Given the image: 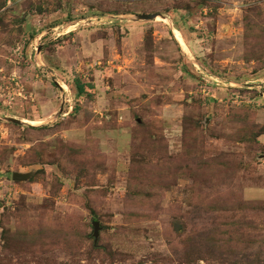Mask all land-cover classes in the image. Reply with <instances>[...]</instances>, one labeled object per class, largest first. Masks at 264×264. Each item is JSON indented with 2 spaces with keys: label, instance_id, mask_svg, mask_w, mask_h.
Segmentation results:
<instances>
[{
  "label": "rangeland",
  "instance_id": "rangeland-1",
  "mask_svg": "<svg viewBox=\"0 0 264 264\" xmlns=\"http://www.w3.org/2000/svg\"><path fill=\"white\" fill-rule=\"evenodd\" d=\"M249 16L264 0H0V264H264Z\"/></svg>",
  "mask_w": 264,
  "mask_h": 264
},
{
  "label": "trees",
  "instance_id": "trees-1",
  "mask_svg": "<svg viewBox=\"0 0 264 264\" xmlns=\"http://www.w3.org/2000/svg\"><path fill=\"white\" fill-rule=\"evenodd\" d=\"M251 14H253V13H251ZM250 18H251L250 16L247 17V18H245L246 24H247V26L245 27L246 28V31H247V36L249 37V39H251V33L253 31V32L258 33L256 38L257 39H261V37H262L261 34H264V28H262V25H261L260 22H258V23L250 22L249 21ZM78 90H79V94L80 95H82V94H84L86 92L85 86L83 84H80V83L78 85ZM255 263H257V262H255Z\"/></svg>",
  "mask_w": 264,
  "mask_h": 264
},
{
  "label": "water",
  "instance_id": "water-1",
  "mask_svg": "<svg viewBox=\"0 0 264 264\" xmlns=\"http://www.w3.org/2000/svg\"><path fill=\"white\" fill-rule=\"evenodd\" d=\"M159 15H143V16H140V19L142 20H155L156 18H158ZM15 123H20L19 121L17 120H13ZM30 176L27 175V174H21V173H14L13 174V180L14 181H19V182H24V181H27L29 180ZM94 228H95V233H94V237L96 240L99 239V236H100V223L98 222H95L94 223Z\"/></svg>",
  "mask_w": 264,
  "mask_h": 264
}]
</instances>
